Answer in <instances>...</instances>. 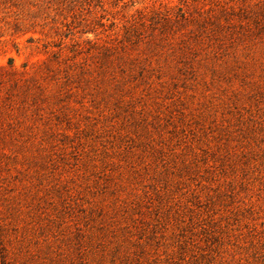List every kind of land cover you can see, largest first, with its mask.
I'll use <instances>...</instances> for the list:
<instances>
[{"label": "rangeland", "instance_id": "obj_1", "mask_svg": "<svg viewBox=\"0 0 264 264\" xmlns=\"http://www.w3.org/2000/svg\"><path fill=\"white\" fill-rule=\"evenodd\" d=\"M0 264H264V0H0Z\"/></svg>", "mask_w": 264, "mask_h": 264}]
</instances>
